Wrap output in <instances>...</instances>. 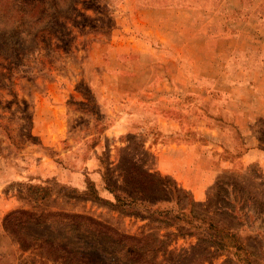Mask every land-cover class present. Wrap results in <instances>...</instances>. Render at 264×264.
Instances as JSON below:
<instances>
[{
    "label": "rangeland",
    "instance_id": "rangeland-1",
    "mask_svg": "<svg viewBox=\"0 0 264 264\" xmlns=\"http://www.w3.org/2000/svg\"><path fill=\"white\" fill-rule=\"evenodd\" d=\"M29 1L0 0V264H78L62 251L21 250L3 229L17 210L170 240L160 264H264V163L243 161L230 107L251 94L219 91L246 84L236 72L252 65L207 55L234 48L221 47L222 22L246 15L228 17L223 0ZM255 29L239 43L261 40ZM250 128L264 149V121ZM160 182L172 202L119 207L105 191L147 185L158 198ZM207 218L233 235L227 251L210 245ZM47 222L51 232L21 234L91 244L87 223L73 232L62 217ZM89 259L111 264L101 252Z\"/></svg>",
    "mask_w": 264,
    "mask_h": 264
},
{
    "label": "trees",
    "instance_id": "trees-1",
    "mask_svg": "<svg viewBox=\"0 0 264 264\" xmlns=\"http://www.w3.org/2000/svg\"><path fill=\"white\" fill-rule=\"evenodd\" d=\"M29 2V4H34L37 7H43L45 4V0H30ZM138 175L149 176L146 172H140ZM125 177L129 179L128 176L125 175ZM148 189L149 187L147 185H141L139 187H123L115 191L114 188L108 186L105 188V191L112 195L113 200L119 207H132L136 205L152 206L154 204L170 203L173 201L168 186L163 182H160L156 188L160 193V197L158 198L148 196V194H146L148 193ZM117 193H119V195ZM153 214L154 212H150L147 214V217H151ZM59 217L74 223V226H70L73 232H76L79 226L76 222L87 223V226L91 228V244L84 245L76 239L77 237H72L69 241L64 242L66 239L60 236L38 237L21 234L25 225H29L33 228H42L46 224L51 225L47 222L48 219ZM206 220H208L207 226L209 229L213 228V233L208 236L211 243L210 245L214 247L215 252L222 251L223 249L225 250L226 240L233 238V235L215 229V225H213L212 221L208 218ZM47 225L43 229L44 234H46V231H52V227ZM3 229L9 236L13 238L17 237L16 241L21 250H29L35 247L37 249H45L51 253L62 251L67 259L78 264H92L89 255L98 252L108 254L111 264H160L157 262V254L161 251H165L170 242V240H161L154 234H146L141 237L125 235L84 216L34 214L20 210L10 212L5 216L3 220ZM167 236L175 237V235L171 233L167 234ZM82 244L84 245L83 249H85L83 251H81L82 248L79 246ZM103 244L107 246L104 248ZM106 250H108V252H105Z\"/></svg>",
    "mask_w": 264,
    "mask_h": 264
},
{
    "label": "crops",
    "instance_id": "crops-1",
    "mask_svg": "<svg viewBox=\"0 0 264 264\" xmlns=\"http://www.w3.org/2000/svg\"><path fill=\"white\" fill-rule=\"evenodd\" d=\"M228 0H223L220 7L224 10L223 13L229 12L230 18L237 14H245L246 17L243 20L238 19H227L222 22V28L227 30V34L224 36L222 33V43L221 47L225 45L228 41L234 43V48L230 49L229 47L224 50H217L213 52L207 51L209 56L218 54L219 59L225 60L229 65L231 61H243L246 59L251 62L250 68H239L236 72L237 77H248L250 80L246 82L239 83L236 81L235 85H230L226 87V90L219 91L226 92L230 91L234 93H250L249 99L246 101H238L236 106H230L231 108L237 109L236 118L233 119L234 125H238L239 131L241 130V136H243V141L245 143V152L243 161L264 163V149L259 144V139L254 137V130L250 128L251 125L254 126V123L259 121H264V10L261 8V3L264 0H260L258 4H251L247 6L241 5L240 0L236 4H233L231 8L229 4L223 5ZM253 22V28H256L255 31L258 33L257 37H262L261 40H255V45L248 43L243 46L239 42V37L242 35L244 29L251 26ZM192 25V24H191ZM210 38V37H209ZM246 50V51H245ZM245 51V52H243ZM244 53L242 57L239 55ZM235 55L234 59L233 56ZM236 59V60H235ZM238 68V67H237ZM230 73V72H229ZM241 110L246 109V113L240 112ZM251 131L253 134H251ZM170 149L167 147V150ZM164 151V150H162ZM171 150H168L170 152Z\"/></svg>",
    "mask_w": 264,
    "mask_h": 264
}]
</instances>
